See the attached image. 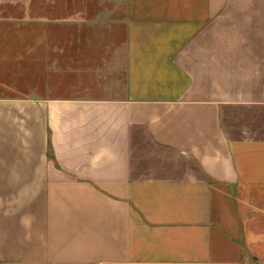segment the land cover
Instances as JSON below:
<instances>
[{"label": "crops", "instance_id": "obj_1", "mask_svg": "<svg viewBox=\"0 0 264 264\" xmlns=\"http://www.w3.org/2000/svg\"><path fill=\"white\" fill-rule=\"evenodd\" d=\"M71 7L0 50V264H264V0Z\"/></svg>", "mask_w": 264, "mask_h": 264}, {"label": "rangeland", "instance_id": "obj_2", "mask_svg": "<svg viewBox=\"0 0 264 264\" xmlns=\"http://www.w3.org/2000/svg\"><path fill=\"white\" fill-rule=\"evenodd\" d=\"M99 1L101 0H0V20L4 19L7 22L0 26V50L22 52L25 37L29 35L55 37L60 34L72 33V27H56L55 21L61 18L71 19L73 4L86 7L90 3ZM111 1L114 8H119L122 2V0ZM63 5H67L68 8ZM115 11L119 18L120 10H113L114 13ZM27 19L33 20L31 26L25 25L24 21ZM35 19L36 21H34ZM38 20H44L46 23H40ZM83 29L87 33V28ZM114 29L115 33H122L121 28ZM19 84L22 86V82Z\"/></svg>", "mask_w": 264, "mask_h": 264}]
</instances>
